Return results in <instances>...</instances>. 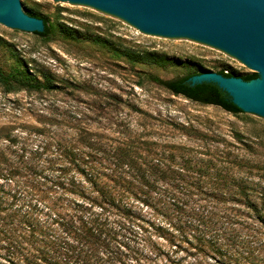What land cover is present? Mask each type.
Masks as SVG:
<instances>
[{"label": "rangeland", "instance_id": "rangeland-1", "mask_svg": "<svg viewBox=\"0 0 264 264\" xmlns=\"http://www.w3.org/2000/svg\"><path fill=\"white\" fill-rule=\"evenodd\" d=\"M21 7L47 37L0 23V67L54 88L0 85V264H264V117L148 77L255 72L98 8ZM88 172L106 174L114 206L91 204ZM87 227L97 241L78 237Z\"/></svg>", "mask_w": 264, "mask_h": 264}, {"label": "water", "instance_id": "water-1", "mask_svg": "<svg viewBox=\"0 0 264 264\" xmlns=\"http://www.w3.org/2000/svg\"><path fill=\"white\" fill-rule=\"evenodd\" d=\"M35 0H0V23L42 32L44 22L21 5ZM98 8L156 37L192 38L252 69L238 77L200 73L188 78L231 98L243 112L264 117V0H64Z\"/></svg>", "mask_w": 264, "mask_h": 264}, {"label": "trees", "instance_id": "trees-1", "mask_svg": "<svg viewBox=\"0 0 264 264\" xmlns=\"http://www.w3.org/2000/svg\"><path fill=\"white\" fill-rule=\"evenodd\" d=\"M30 16L37 17L38 15L35 13H29ZM44 22V30L42 32H34L36 35L41 37H47L48 33V25L47 20L45 18L42 19ZM154 59V58H153ZM220 74L224 76H234L236 75L232 71L225 72L224 70H220ZM196 74V72H192L186 75L174 77L171 79H163L158 76L150 75L149 79L155 84L163 87L174 95H181L191 101L203 104V105H215L219 106L222 109L231 112L233 114L243 112L240 108H238L231 100L230 97L222 94L221 92L213 89L212 87L202 83L191 84L188 81V78L192 75ZM256 73L243 74L238 75V77H247V76H255ZM0 85L4 88L5 91H13L15 89H24L28 91H44L50 90L54 88L53 82L49 78H45L44 81L37 80L34 76L31 75L28 71L22 68H13L9 71H4L0 67ZM127 156V154H123L122 157ZM122 164H128V162H124L122 158H118ZM117 164V163H116ZM106 177V174H100L88 172L86 174V181L91 186V193H95L93 197L92 203H96L101 208L107 207L108 205L114 206L116 197L113 192H111L112 188L102 180ZM116 181V180H115ZM129 183V182H128ZM84 189L81 188V191ZM78 193V192H77ZM97 193V194H96ZM119 193V192H118ZM79 194H84V192H79ZM95 201V202H94ZM107 204V205H106ZM78 237L85 241H97L99 239L98 231L92 228H84L82 233H77ZM28 264H60L59 262H49L46 258H42L41 261H30Z\"/></svg>", "mask_w": 264, "mask_h": 264}]
</instances>
